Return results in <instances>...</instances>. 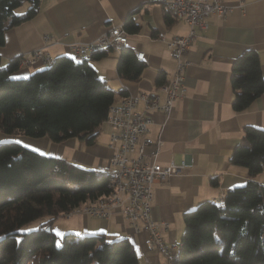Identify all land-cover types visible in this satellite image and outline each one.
Listing matches in <instances>:
<instances>
[{"label": "crops", "instance_id": "obj_1", "mask_svg": "<svg viewBox=\"0 0 264 264\" xmlns=\"http://www.w3.org/2000/svg\"><path fill=\"white\" fill-rule=\"evenodd\" d=\"M223 1L230 5L229 10L224 15L212 14L207 28H196V36L184 54L189 63L183 71V96L174 100L168 114L159 109L147 111L152 122L147 131L150 144L146 155L154 151L156 140L161 139L156 161L163 165L184 163L179 172L152 185L151 214L160 224H167L162 229L167 243L179 244L185 211L204 200L219 201L227 189L246 183V168L230 163L229 157L241 140L244 126L264 128V91L246 109L235 111L229 81L233 59L249 48L257 52L264 77V0ZM127 19H132L136 28L126 29V47L134 55L136 51L144 53L139 59L143 64L139 78L119 74V52L112 49L75 53V43L89 44L113 25L125 28ZM158 31H164L167 37L183 35L188 32V25L168 7L152 0H39L33 16L5 29L0 64L43 47L51 60L59 55L78 61L86 59L102 82L114 90L115 101L125 93H157L162 97L160 85L171 77L175 61L165 42L157 38ZM47 66L44 59L35 64L21 63L11 76L26 77ZM136 109L144 110L142 100ZM103 122L106 125L102 126ZM103 122L91 143L76 137L54 142L46 135L3 132L0 142L16 141L40 154L107 173L111 169L108 140L112 128ZM253 179L264 187V168ZM75 215L64 231L80 235L100 232L107 240L124 237L135 250L138 264L163 263L161 251L149 246L148 232L136 230L119 212L109 218Z\"/></svg>", "mask_w": 264, "mask_h": 264}, {"label": "trees", "instance_id": "obj_2", "mask_svg": "<svg viewBox=\"0 0 264 264\" xmlns=\"http://www.w3.org/2000/svg\"><path fill=\"white\" fill-rule=\"evenodd\" d=\"M25 2V10L15 11ZM38 7L39 0H0V45L5 29L30 18ZM124 26L136 28L132 19ZM22 57L0 64V132L93 142L116 102L114 90L86 59L66 55L26 77L11 76ZM142 65L128 47L119 52L120 75L137 79ZM229 81L235 111L246 109L264 91L254 49L233 59ZM229 161L245 167L249 179L227 189L221 203L204 200L183 213L175 264H264V187L253 179L264 168V128L244 126ZM112 189L107 173L40 154L16 141L0 142V264H138L127 238L67 232L57 243L50 230L60 213L93 203ZM37 218L39 227L19 231Z\"/></svg>", "mask_w": 264, "mask_h": 264}, {"label": "built area", "instance_id": "obj_3", "mask_svg": "<svg viewBox=\"0 0 264 264\" xmlns=\"http://www.w3.org/2000/svg\"><path fill=\"white\" fill-rule=\"evenodd\" d=\"M170 4L180 8V16L187 23L188 32L171 37H167L164 31L157 32V38L165 42L171 58L175 61L174 71L167 80L166 91H162V97L157 93L145 92L122 94L115 102V108L108 110L105 119L112 128L108 140V145L112 149L111 172H119L121 175V186L116 191V198L106 200L98 207H86L63 213L65 216L84 213L109 218L119 212L128 218L136 230L148 232L150 248L161 251L164 256L162 264H171L174 243H167L162 235V229H166L167 224L163 222L160 224L151 214L152 185L179 172L184 163L170 162L163 165L156 161L162 145L161 139L156 140L154 151L149 156L146 155V148L150 144L147 131L152 122V117L147 111L159 109L168 114L174 100L183 96L185 92L183 71L189 63L184 54L196 36V28H207L212 14L224 15L230 8L223 0H170ZM127 42V33L119 34V25H113L89 44L75 43L74 50L75 53L96 51L98 44L108 43V49L116 51L119 43ZM139 54L143 58L144 53L139 51ZM41 59L48 63L50 57L43 47H38L24 54V59H20L19 64H35ZM139 100L144 103L142 112L136 109Z\"/></svg>", "mask_w": 264, "mask_h": 264}, {"label": "bare ground", "instance_id": "obj_4", "mask_svg": "<svg viewBox=\"0 0 264 264\" xmlns=\"http://www.w3.org/2000/svg\"><path fill=\"white\" fill-rule=\"evenodd\" d=\"M152 1L161 3L164 6H167L175 16L182 18L180 16V8L177 5H175V4H170V0H152ZM126 33H127V31L122 27V25H119V34H126ZM126 45H127V43H119L118 46L116 47V52H120L121 49L123 47H125ZM107 48H108V43H100V44L97 45V50H102V49H107ZM135 56L138 59H142V57L139 54V51L135 52ZM21 59H24V57H22ZM50 59H49V62H50ZM160 88H161L162 91H166L167 82L165 81V83H162L160 85ZM113 108H115V103H113L110 106L109 110L113 109ZM107 174L110 177V186H112V188H113L112 189L113 191H111L112 194H110V195H108L106 197H101L100 196L101 198L97 199L95 202L90 203V204L80 205L79 207H76L75 209L70 210V211H77V210H80V209L86 208V207H98L100 205H103V203L106 200H111V199L116 198V191H118V189L121 186V175L119 174V172H111V169L107 171ZM178 247H179L178 244H174V248H173V251H172V257H171V264H175L176 263V258H177V255H178Z\"/></svg>", "mask_w": 264, "mask_h": 264}, {"label": "rangeland", "instance_id": "obj_5", "mask_svg": "<svg viewBox=\"0 0 264 264\" xmlns=\"http://www.w3.org/2000/svg\"><path fill=\"white\" fill-rule=\"evenodd\" d=\"M27 6H28V3L25 2L20 7H18L15 11H17V12L23 11L27 8ZM101 125L104 126V125H106V123L103 122ZM18 134H20V133H18ZM22 135L28 136V135H24V134H22ZM75 217H77V215H75V214L74 215L70 214V216H65L62 213H60L58 215V217H56L55 219L52 220V223L50 225L51 226L50 230L55 235V241L57 243L59 242L60 237L65 232L67 233V231H64V229L67 230V227L72 222V220H74ZM40 222H41V218H37V219H34L32 221H29V222L25 223L23 226H21L19 228V231L22 233V232L29 231L31 229H35V228L39 227ZM68 231H71V230H68ZM76 234L80 236L79 233H76Z\"/></svg>", "mask_w": 264, "mask_h": 264}]
</instances>
